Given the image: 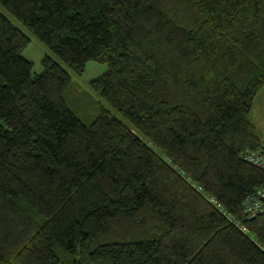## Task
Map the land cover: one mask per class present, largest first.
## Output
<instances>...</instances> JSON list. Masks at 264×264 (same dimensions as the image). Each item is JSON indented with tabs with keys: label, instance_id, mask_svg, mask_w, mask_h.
<instances>
[{
	"label": "trees",
	"instance_id": "trees-1",
	"mask_svg": "<svg viewBox=\"0 0 264 264\" xmlns=\"http://www.w3.org/2000/svg\"><path fill=\"white\" fill-rule=\"evenodd\" d=\"M134 130L67 106L71 76L0 12V264H264V0H0ZM138 134V135H137Z\"/></svg>",
	"mask_w": 264,
	"mask_h": 264
},
{
	"label": "rangeland",
	"instance_id": "rangeland-1",
	"mask_svg": "<svg viewBox=\"0 0 264 264\" xmlns=\"http://www.w3.org/2000/svg\"><path fill=\"white\" fill-rule=\"evenodd\" d=\"M0 12L30 40L28 47L23 52V57L32 63V73L34 76L43 71L42 62L46 57L53 59L72 79V86L65 92L67 106L76 114L77 117L86 125L90 126L99 116L102 109L107 110L112 117L123 122L128 128L134 130L128 120L118 112L113 106L107 103L92 88L91 83L102 77L107 71L108 66L91 62L87 65L83 75L79 76L62 62L46 45L41 43L27 28L17 19L9 14L1 5ZM138 135V134H137ZM264 139V137H263Z\"/></svg>",
	"mask_w": 264,
	"mask_h": 264
},
{
	"label": "built area",
	"instance_id": "built-area-1",
	"mask_svg": "<svg viewBox=\"0 0 264 264\" xmlns=\"http://www.w3.org/2000/svg\"><path fill=\"white\" fill-rule=\"evenodd\" d=\"M244 162L264 170V151L247 149L243 154ZM264 214V186L259 188L253 197H250L244 204V215L247 220H253Z\"/></svg>",
	"mask_w": 264,
	"mask_h": 264
},
{
	"label": "crops",
	"instance_id": "crops-1",
	"mask_svg": "<svg viewBox=\"0 0 264 264\" xmlns=\"http://www.w3.org/2000/svg\"><path fill=\"white\" fill-rule=\"evenodd\" d=\"M252 120L255 123L259 134L264 142V89L255 101L252 112Z\"/></svg>",
	"mask_w": 264,
	"mask_h": 264
}]
</instances>
